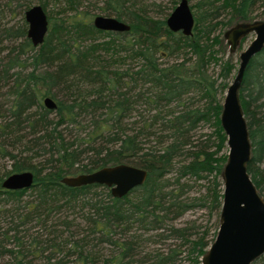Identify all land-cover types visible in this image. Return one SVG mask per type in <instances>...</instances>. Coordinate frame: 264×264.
Here are the masks:
<instances>
[{"label": "trees", "instance_id": "16d2710c", "mask_svg": "<svg viewBox=\"0 0 264 264\" xmlns=\"http://www.w3.org/2000/svg\"><path fill=\"white\" fill-rule=\"evenodd\" d=\"M51 1L65 7L59 19L47 10ZM85 1L0 0V264H175L178 257L200 264L219 227L227 159L219 118L236 70L214 33L258 22L264 0H205L210 8L195 17L190 37L145 14L138 0H93L130 26L98 31L97 15L81 10ZM33 5L49 21L38 48L24 20ZM46 97L54 110L43 106ZM239 100L251 144L247 172L264 198V49L245 72ZM118 164L147 172L122 198L105 186L61 183ZM21 172L33 174L29 189H2ZM200 181L205 191L192 192ZM194 208L216 216L213 232L172 224ZM155 238L179 240L181 251L149 252ZM253 264H264V255Z\"/></svg>", "mask_w": 264, "mask_h": 264}, {"label": "water", "instance_id": "95a60500", "mask_svg": "<svg viewBox=\"0 0 264 264\" xmlns=\"http://www.w3.org/2000/svg\"><path fill=\"white\" fill-rule=\"evenodd\" d=\"M27 38L34 48L44 43L49 30L47 14L41 5H33L24 12ZM166 27L173 33L185 37L193 34L195 18L188 0H180L165 20ZM93 27L102 32L124 33L130 26L113 17L97 15ZM254 38L239 54V64L233 81L226 89L220 127L226 137L227 159L222 169V204L219 227L214 238L201 258L200 264H253L264 255V198L259 194L248 172L251 144L247 122L239 100L245 72L251 60L264 49V19L251 24H238L224 37L229 52L234 53L238 43L249 35ZM47 110H54L56 103L50 97L43 99ZM147 172L126 164L108 166L92 173L66 176L61 183L71 188L100 185L110 189L114 198H122L131 190L144 184ZM34 177L31 172L11 174L1 187L7 191L29 189Z\"/></svg>", "mask_w": 264, "mask_h": 264}, {"label": "rangeland", "instance_id": "374dc122", "mask_svg": "<svg viewBox=\"0 0 264 264\" xmlns=\"http://www.w3.org/2000/svg\"><path fill=\"white\" fill-rule=\"evenodd\" d=\"M179 0L176 1V4L173 6L170 0H138V6L141 8L142 11H144L145 14L154 17V18H167L169 14L173 11V7L175 8L178 4ZM189 6L192 7V13L194 15V18L199 17L200 15L203 14L204 9L210 8V5H206L205 7V0H190ZM209 6V7H208ZM60 8H64L61 5L60 6H55L54 2L51 1L49 3V6L47 8L48 12L50 15H52L54 18L59 19L58 13ZM86 8V10L94 13L95 15H103L99 9L103 8V3L102 2H96L91 0L90 2L85 1L82 5V9ZM263 9L259 6L256 7V10L254 11L255 15H260L258 17V21H262L264 19V11ZM263 13V14H262ZM68 14V13H67ZM226 14L221 12L220 17H218L219 21H226ZM234 26V25H232ZM232 26H226V27H221L219 29H216L215 35L220 36L221 39V49L222 55L221 57L224 60H227L229 57H232L235 65H236V70L233 72L232 76L229 78L227 81V85L229 86L230 83L233 81L238 64H239V54L243 52L247 46L250 44L252 39L254 38V35H249L247 38H243L239 43L238 47L236 48L235 52L233 54L229 53V45L227 41L224 38V34L226 31L230 30V27ZM219 68L217 66H212V73L216 77L218 74ZM225 95V94H224ZM203 133L207 134L211 132V129L208 127H205L202 129ZM227 147V146H226ZM228 151V150H227ZM192 186V192H204L205 191V186L206 182L205 181H200L198 183L193 184ZM194 195V194H193ZM219 220V218H218ZM217 223V218L215 215H209L207 209L203 208H194L191 210L186 211L181 217L175 219L172 224L176 227H190L192 228V231H196L199 229L200 231L203 230L205 227L209 228L211 232H213L215 226ZM171 225V224H170ZM218 231V230H217ZM166 236V235H165ZM154 241V242H153ZM153 241H151L148 244V251L150 252L151 250H159V251H169V250H174L177 249L178 251H181V248H179V245L181 244V241L169 238V239H158L155 238ZM184 249V247H182ZM175 264H188L186 260H180V257L175 261Z\"/></svg>", "mask_w": 264, "mask_h": 264}, {"label": "flooded vegetation", "instance_id": "af4514ba", "mask_svg": "<svg viewBox=\"0 0 264 264\" xmlns=\"http://www.w3.org/2000/svg\"><path fill=\"white\" fill-rule=\"evenodd\" d=\"M174 10V9H173ZM170 15V14H169ZM167 19V18H166Z\"/></svg>", "mask_w": 264, "mask_h": 264}]
</instances>
